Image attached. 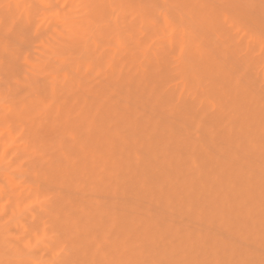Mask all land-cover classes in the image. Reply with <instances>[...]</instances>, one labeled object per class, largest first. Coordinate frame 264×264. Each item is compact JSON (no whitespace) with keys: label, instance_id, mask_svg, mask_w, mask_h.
<instances>
[{"label":"rangeland","instance_id":"rangeland-1","mask_svg":"<svg viewBox=\"0 0 264 264\" xmlns=\"http://www.w3.org/2000/svg\"><path fill=\"white\" fill-rule=\"evenodd\" d=\"M263 58L264 0H0V264H264Z\"/></svg>","mask_w":264,"mask_h":264},{"label":"bare ground","instance_id":"bare-ground-1","mask_svg":"<svg viewBox=\"0 0 264 264\" xmlns=\"http://www.w3.org/2000/svg\"><path fill=\"white\" fill-rule=\"evenodd\" d=\"M181 29H182V28H181ZM174 45H175V42H174ZM176 45H177V44H176ZM181 45H182V44H181ZM178 46H179V45H178ZM186 47H187V45H186ZM177 48H178V47H177ZM263 59H264V58H263ZM114 63H115V62H114ZM260 64H261V63H260ZM116 65H117V64H116ZM119 67H120V66H119ZM185 69H186V68H185ZM116 70H117V69H116ZM118 70H119V68H118ZM111 71H112V70H111ZM113 71H114V70H113ZM262 71H263V70H262ZM109 72H110V70H109ZM120 72H121V71H120ZM114 73H115V72H114ZM114 73L112 72V74H114ZM117 73H118V72H117ZM118 76L121 77L120 74H119ZM192 76H194V75H192ZM116 77H117V76H116ZM194 77H195V76H194ZM185 79H186V78H185ZM188 79H189V77H188ZM191 80H192V79H191ZM194 80H195V79H194ZM195 81H196V80H195ZM190 82H191V81H190ZM196 83H197V82H196ZM200 83H202V82H200ZM200 83H198V84H200ZM184 84H185V83H184ZM187 84H188V82H187ZM198 84H197V86H198ZM189 85H190V84H189ZM189 85H188V86H189ZM191 85H192V84H191ZM184 86H185V85H184ZM197 86H196V87H197ZM191 87H192V86H191ZM200 87H201V86H200ZM185 88H186V87H185ZM56 89H57V88H56ZM184 91H185V89H184ZM55 92H56V91H55ZM55 94H56V93H55ZM200 98L202 99L203 97H200V96H199V100H200ZM204 98H206V97H204ZM204 98L202 99V101L204 100ZM207 99H208V98H207ZM209 99H210V98H209ZM196 100H197V99H196ZM211 100H212V99H211ZM38 101H39V100H38ZM204 101H205V100H204ZM204 101H203V102H204ZM215 101H216V100H215ZM23 102H24V101H23ZM35 102H36V101H35ZM178 102H179V101H178ZM200 102H201V101H200ZM205 102H206V101H205ZM216 102H217V101H216ZM25 103H26V102H25ZM39 103H40V102H39ZM208 103H209V102H208ZM213 103H214V102H213ZM213 103H212V104H213ZM22 104H23V103H22ZM36 104H37V103H35V105H36ZM178 104H180V103H178ZM214 104H215V103H214ZM27 105H29V104L27 103V104H26V107H27ZM24 106H25V105H24ZM212 106H213V105H212ZM215 106H216V104H215ZM20 107H22V106H20ZM209 107H210V106H209ZM216 107H217V106H216ZM28 108H29V107H28ZM210 108H211V107H210ZM22 109H23V108H22ZM26 109H27V108H26ZM217 109H220V106H219V108H217ZM22 111H23V110H22ZM215 111H216V110H215ZM218 111H219V110H218ZM75 112H76V111H75ZM82 112H84V111L82 110ZM77 113H78V112H77ZM77 113H76V115H77ZM85 113H87V112L85 111ZM95 113H96V112H95ZM98 113H99V112H98ZM112 113H113V112H112ZM76 115H75V117H76ZM83 115H86V114H83ZM78 116H80V115H78ZM110 116H111V114H110ZM82 117H83V116H82ZM248 117H249V116H248ZM84 118H85V117H84ZM245 118H246V117H245ZM80 119H81V118H80ZM80 119H79V120H80ZM92 119H93V118H92ZM252 119H253V118H252ZM252 119L250 118V120H252ZM76 120H77V119H76ZM79 120H78V121H79ZM83 120H84V119H83ZM243 120H244V118H243ZM246 120H247V119H246ZM81 121H82V120H81ZM84 121H85V120H84ZM253 121H254V120H253ZM255 121H256V120H255ZM5 122H6V120H5ZM5 122H4V123H5ZM198 122H199V121H198ZM243 122H244V121H243ZM78 123H79V122H78ZM110 123H111V122H110ZM6 124H7V123H6ZM80 124H81V123H80ZM86 125H87V123H86ZM110 125H111V124H110ZM243 125H244V123H243ZM247 125H248V124H247ZM10 126H11V125H10ZM198 126H199V125H198ZM250 126H251V125H250ZM3 127H4V126H3ZM8 127H9V126H8ZM8 127H7V128H8ZM68 127H69V126H68ZM68 127H67V128H68ZM72 127H73V126H72ZM86 127H87V126H86ZM94 127H95V126H94ZM110 127H111V126H110ZM110 127H107V128L109 129ZM257 127H258V126H257ZM9 128H10V127H9ZM67 128H66V130H67ZM69 128H70V127H69ZM113 128H114V127H113ZM201 128H202V127H201ZM86 129H87V128H86ZM239 129H240V128H239ZM1 130H3V129L1 128ZM7 130H8V129H7ZM66 130H65V131H66ZM74 130H75V129H74ZM111 130H112V128H111ZM111 130H110V131H111ZM203 130H204V129H203ZM67 131H69V129H68ZM247 131H248V130H247ZM261 131H262V130H261ZM9 132H11V131L9 130ZM248 132H249V131H248ZM256 132H258V131H256ZM11 134H12V133H11ZM92 134H95V133H92ZM200 134H201V133H200ZM4 135H5V134H4ZM6 135H9V134H6ZM196 135H197V134H196ZM70 136H71V135H70ZM197 136H198V135H197ZM124 137H125V136H124ZM9 138L11 139V137H9ZM70 139H71V138H70ZM125 139H126V138H125ZM138 139H139V138H138ZM121 140H122V138H121ZM123 140H124V139H123ZM260 140H261V139H260ZM127 141H129V140H127ZM131 141H132V140H131ZM133 141H135V140H133ZM256 142H257V141H256ZM124 143H125V142H124ZM133 143H134V142H133ZM138 143H139V142H138ZM258 143H259V142H258ZM258 143H257V144H258ZM125 144L127 145V143H125ZM139 144H140V143H139ZM262 144H263V143H262ZM126 145H125V146H126ZM132 145H134V144H132ZM136 145H137V144H136ZM141 145H142V143H141ZM258 145H259V144H258ZM122 146H123V145H122ZM252 146H253V145H252ZM255 146H256V145H255ZM259 146H261V145H259ZM60 147H61V145H60ZM82 147H83V146H82ZM123 147H124V146H123ZM128 147H129V146H128ZM134 147H135V146H134ZM78 148H79V147H78ZM111 148H112V147H111ZM126 148H127V147H126ZM79 149H80V148H79ZM136 149H137V148H136ZM167 149H168V148H167ZM253 149H254V147H253ZM124 150H125V149H124ZM134 150H135V149H134ZM165 151H166V149H165ZM167 151H168V150H167ZM83 153H84V152H83ZM85 153H86V152H85ZM128 153H129V152H128ZM172 153H173V152H172ZM172 153H171V154H172ZM130 154H131V153H130ZM135 154H136V156L138 155L137 152H136ZM175 154H176V153H175ZM188 154H189V153H188ZM1 155H2V154H1ZM117 155H118V154H117ZM128 155H129V154H128ZM131 155H132V154H131ZM176 155L178 156L179 154H176ZM94 156H95V154H94ZM130 157H131V156H130ZM140 157H142L141 154H140ZM179 157H180V156H179ZM87 158H89V156H88ZM87 158H86V160H87ZM107 158H108V157H107ZM135 158H136V157H135ZM137 158H138V156H137ZM192 158H193V157H192ZM93 159H94V158L92 157L91 160H93ZM110 159H111V158H110ZM112 159H113V158H112ZM138 159H139V158H138ZM167 159H168V158H167ZM175 159H176V158H175ZM168 160H169V159H168ZM94 161H96V160H94ZM102 161H103V160H102ZM112 161H113V160H112ZM132 161H133V160H132ZM164 161H165V160H164ZM169 161H170V160H169ZM174 161H175V160H174ZM178 161H179V160H178ZM1 162H2V161H1ZM63 162H65V161L63 160ZM136 162H137V161H135V165H136ZM140 162H141V161H140ZM93 163H94V162L92 161L91 164H92V165H95V163H94V164H93ZM137 163H138V162H137ZM175 163H176V162H175ZM63 164H64V163H63ZM103 164H104V163H103ZM116 164H117V163H116ZM141 164H142V163H141ZM141 164H140V165H141ZM106 165H107V163H106ZM106 165H105V166H106ZM142 165H144V164H142ZM190 165H191V164H190ZM190 165H189V166H190ZM63 166H64V165H63ZM120 166H121V165H120ZM144 166H145V165H144ZM1 167H2V166H1ZM72 167H73V166H72ZM103 167H104V166H103ZM193 167H194V166H193ZM107 168L109 169V167H107ZM118 168H119V167H118ZM194 168H195V167H194ZM194 168H193V169H194ZM200 168H201V167H200ZM68 169H69V168H68ZM103 169H104V168H103ZM121 169H122V168H121ZM136 169H137V168H136ZM141 170H142V169H141ZM191 170H192V169H191ZM100 171H101V170H100ZM136 171H137V170H136ZM136 171H135V172H136ZM143 171H144V169H143ZM111 172H112V171H111ZM129 172H130V170H129ZM129 172H128V173H129ZM141 172H142V171H141ZM94 173H95V172H94ZM109 173H110V172H109ZM109 173H108V175H109ZM133 173H134V172H133ZM133 173H132V174H133ZM216 173H217V172H216ZM102 174H103V173H102ZM138 174H139V173H138ZM197 174H198V173H197ZM229 174H230V173H229ZM160 175H161V174H160ZM133 176H134V175H133ZM139 177H140V176H139ZM166 177H167V176H166ZM197 177H198V176H197ZM217 177H218V176H216V178H217ZM103 178H104V177H103ZM164 178H165V177H164ZM220 178H221V177H220ZM139 179H140V178H139ZM144 179H145V178H144ZM149 179H150V178H149ZM165 179H166V178H165ZM165 179H164V180H165ZM162 180H163V178H162ZM167 180H169V179H167ZM213 180H214V179H213ZM106 181H107V180H106ZM132 181H133V179H132ZM140 181H141V180H140ZM198 181H199V180H198ZM201 181H202V180H201ZM8 182H9V181H8ZM146 182H147V180H146ZM148 182H149V181H148ZM162 182H163V181H162ZM225 182H226V180H225ZM150 183H151V182H150ZM150 183H149V184H150ZM216 183H218V182H216ZM227 183H228V182H227ZM115 184H116V183H115ZM116 186H117V185H116ZM148 186H149V185H148ZM151 187H152V186H151ZM206 187H207V186H206ZM227 187H228V186H227ZM219 188H220V187H219ZM212 189H213V188H212ZM220 189H221V188H220ZM231 189H232V188H231ZM18 190H19V189H18ZM20 190H21V189H20ZM20 190H19V191H20ZM139 190H140V189H139ZM144 190H145V189H144ZM189 190H190V189H189ZM216 190H217V189H216ZM232 191H233V189H232ZM189 193H190V191H189ZM209 193H210V192H209ZM223 193H224V192H223ZM149 194H150V193H149ZM4 195H5V194H4ZM214 195H215V194H214ZM216 195H217V194H216ZM219 195H220V194H219ZM226 195H227V194H225V196H226ZM1 197H2V196H1ZM216 198H217V197H216ZM18 203H19V202H18ZM223 203H224V201H223ZM18 205H19V204H18ZM219 205H220V204H219ZM225 205H226V204H225ZM223 206H224V204H223Z\"/></svg>","mask_w":264,"mask_h":264}]
</instances>
